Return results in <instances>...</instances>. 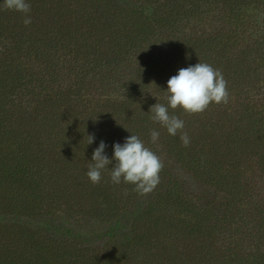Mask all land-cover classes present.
I'll list each match as a JSON object with an SVG mask.
<instances>
[{
	"label": "trees",
	"instance_id": "obj_1",
	"mask_svg": "<svg viewBox=\"0 0 264 264\" xmlns=\"http://www.w3.org/2000/svg\"><path fill=\"white\" fill-rule=\"evenodd\" d=\"M0 0V264H264V0ZM199 62L229 102L150 119ZM160 133L151 142L150 131ZM137 135L164 163L147 195L86 173ZM88 135L95 137L88 145Z\"/></svg>",
	"mask_w": 264,
	"mask_h": 264
},
{
	"label": "clouds",
	"instance_id": "obj_2",
	"mask_svg": "<svg viewBox=\"0 0 264 264\" xmlns=\"http://www.w3.org/2000/svg\"><path fill=\"white\" fill-rule=\"evenodd\" d=\"M3 8L24 14L25 26L31 24V17L28 15L31 6L27 0H4ZM167 85V105L158 102L151 106L150 119L165 128L169 135L176 136L180 132L182 146L188 147L190 138L183 132L185 122L178 116L170 114L169 109L179 108L187 115H195L202 114L213 103L227 104L229 102L227 81L219 69L199 62L179 69L178 74L172 76ZM88 136L89 145L94 142L95 137ZM150 136L151 142L155 144L160 133L152 129ZM106 147L105 142L101 141L93 152L92 163L88 165L86 175L92 184H99L102 171L115 161L110 167L111 181L114 184L121 182L132 184L135 186L134 190L142 196L155 190L160 183L164 163L137 135L132 134L125 138L123 144L115 143L114 156L111 160L105 154Z\"/></svg>",
	"mask_w": 264,
	"mask_h": 264
}]
</instances>
